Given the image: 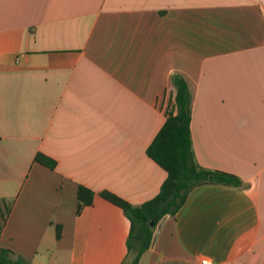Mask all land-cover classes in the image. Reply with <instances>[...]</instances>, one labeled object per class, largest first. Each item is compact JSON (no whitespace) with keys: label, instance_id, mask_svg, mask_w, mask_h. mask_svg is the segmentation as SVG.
I'll list each match as a JSON object with an SVG mask.
<instances>
[{"label":"crops","instance_id":"1","mask_svg":"<svg viewBox=\"0 0 264 264\" xmlns=\"http://www.w3.org/2000/svg\"><path fill=\"white\" fill-rule=\"evenodd\" d=\"M175 74L196 160L242 185L193 188L141 261L264 264V0H0V246L31 264H121L130 223L98 192L158 193L166 172L146 149ZM79 185L97 194L77 210Z\"/></svg>","mask_w":264,"mask_h":264},{"label":"trees","instance_id":"2","mask_svg":"<svg viewBox=\"0 0 264 264\" xmlns=\"http://www.w3.org/2000/svg\"><path fill=\"white\" fill-rule=\"evenodd\" d=\"M172 81L176 87L173 103L169 104L163 125L146 149L147 155L166 172L158 193L140 204H132L112 192H98L120 207L130 223L127 252L121 264H144L141 255L152 245L155 226L165 215H174L193 188L207 183L242 185L239 176L205 168L198 163L191 140V93L188 83L180 74L172 76ZM34 160L49 168L56 165L55 160L40 152L36 153ZM96 194L79 185L77 210L90 205ZM11 204V201L0 198V231L6 223ZM55 236L57 239L61 236L60 224L55 225ZM0 264L31 263L13 250L0 246Z\"/></svg>","mask_w":264,"mask_h":264},{"label":"built area","instance_id":"3","mask_svg":"<svg viewBox=\"0 0 264 264\" xmlns=\"http://www.w3.org/2000/svg\"><path fill=\"white\" fill-rule=\"evenodd\" d=\"M201 263H202V264H214V263H212L211 261H209L208 259H202V260H201Z\"/></svg>","mask_w":264,"mask_h":264},{"label":"water","instance_id":"4","mask_svg":"<svg viewBox=\"0 0 264 264\" xmlns=\"http://www.w3.org/2000/svg\"><path fill=\"white\" fill-rule=\"evenodd\" d=\"M153 222H151V224H152Z\"/></svg>","mask_w":264,"mask_h":264},{"label":"rangeland","instance_id":"5","mask_svg":"<svg viewBox=\"0 0 264 264\" xmlns=\"http://www.w3.org/2000/svg\"><path fill=\"white\" fill-rule=\"evenodd\" d=\"M156 227V226H155Z\"/></svg>","mask_w":264,"mask_h":264}]
</instances>
